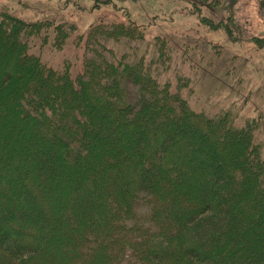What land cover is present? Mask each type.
<instances>
[{
    "label": "trees",
    "instance_id": "16d2710c",
    "mask_svg": "<svg viewBox=\"0 0 264 264\" xmlns=\"http://www.w3.org/2000/svg\"><path fill=\"white\" fill-rule=\"evenodd\" d=\"M127 19L80 37L93 57L72 78L29 55L25 40L43 34V45L62 49L71 33L58 26L51 43V24L0 13V113L10 122L13 114L28 135L16 149L0 135V264H77L89 235L99 241L93 262L100 264L121 232L133 240H122L116 258L134 253V264H264L257 126L230 130L227 118L171 93L160 70L148 68L165 64L162 50H152L149 63L104 55L110 44L150 49ZM216 80L208 82L212 95L223 91ZM143 194L154 201L151 225L129 227L123 219Z\"/></svg>",
    "mask_w": 264,
    "mask_h": 264
},
{
    "label": "rangeland",
    "instance_id": "374dc122",
    "mask_svg": "<svg viewBox=\"0 0 264 264\" xmlns=\"http://www.w3.org/2000/svg\"><path fill=\"white\" fill-rule=\"evenodd\" d=\"M210 2L214 8L201 0H0V13L8 12L30 22L41 21L45 26L51 24L48 30L51 43H55L58 26L71 33L64 39L62 49L43 45V34L28 36L25 40L30 46L29 55L40 56L47 67L60 72L68 70L72 78L84 74L87 59L93 55L87 51L86 39L80 41V37H85L98 24L127 22V17L137 21L145 33L143 44L148 47L146 43H150V49L141 51V43L139 47L132 44L130 49L123 47V44H110L104 55L127 56V60L143 59L149 63L152 50H162L167 63L153 60L155 62L148 67L154 75L160 70L158 81L169 83V90L173 94L180 90L181 99H187L193 110L203 111L212 117L220 115L227 118L230 130L253 122L257 126L255 143L260 144L264 160V42L259 44L253 40L256 36L264 38L259 35L264 34V0ZM158 35L162 39L158 40ZM59 40L58 37L57 42ZM122 41L125 42L124 39ZM213 78H218L216 87L223 90L214 95L208 90V82ZM4 116L8 121H0L3 123L0 125V135L6 133V146H13L14 149L25 146L20 141H27L28 135L21 127L24 123L15 120L13 114L10 122L8 114L1 111L0 120ZM129 140L134 141L135 137ZM118 142L122 144V140ZM104 152L108 153V149L104 148ZM123 153V150L111 152L114 156ZM153 202L150 196L141 195L134 216L123 219L125 224L141 229L149 227ZM125 237L131 238L126 241L133 240L126 233H119V241L109 248V255L100 264L140 262L134 253H127L122 261L116 258ZM98 245L95 236H87L77 264H96L93 258Z\"/></svg>",
    "mask_w": 264,
    "mask_h": 264
},
{
    "label": "bare ground",
    "instance_id": "6f19581e",
    "mask_svg": "<svg viewBox=\"0 0 264 264\" xmlns=\"http://www.w3.org/2000/svg\"><path fill=\"white\" fill-rule=\"evenodd\" d=\"M13 68H14V66H13Z\"/></svg>",
    "mask_w": 264,
    "mask_h": 264
}]
</instances>
